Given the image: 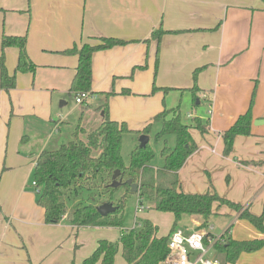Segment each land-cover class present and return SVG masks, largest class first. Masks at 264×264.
Instances as JSON below:
<instances>
[{
	"label": "crops",
	"instance_id": "0c3cea01",
	"mask_svg": "<svg viewBox=\"0 0 264 264\" xmlns=\"http://www.w3.org/2000/svg\"><path fill=\"white\" fill-rule=\"evenodd\" d=\"M160 27L168 33L158 45L152 34ZM4 35L27 36V52L36 68L17 72L19 49H5V64L9 74L16 75V86L9 92L0 87V264H83L99 240L117 241L122 235L123 229L117 237L100 233L86 240L96 230L115 227L78 228L70 221L68 207L58 223H47L30 184L42 152L35 151L30 130L39 123L61 129L76 111L64 118L58 111L74 97L70 88L79 57L67 50L96 44L102 37L127 43L94 53L95 96L85 108L75 105L78 125L87 132L98 128L105 102L110 118L125 121L133 130L142 129L165 108H177L186 123L196 117L208 121L205 134L191 129L198 149L179 171L181 190L205 193L200 188L208 178L216 171L225 173L219 166L233 163L237 179L233 177L232 184L239 194L221 195L240 203L243 210L264 214V0H0V56ZM197 69L199 89L193 90ZM154 81L161 89H173L152 93ZM255 86L251 134L238 135L226 156L221 134L248 110ZM112 91L116 94L108 97ZM131 111L141 126L129 123ZM79 137L85 139V134ZM240 213L221 207L217 215L236 216L217 236L229 229L235 240L264 239V232L239 220ZM187 217L186 232L202 223L200 216ZM210 236L216 235L211 231ZM119 256L123 257L121 249L115 263L120 264ZM225 264H264V246Z\"/></svg>",
	"mask_w": 264,
	"mask_h": 264
},
{
	"label": "trees",
	"instance_id": "16d2710c",
	"mask_svg": "<svg viewBox=\"0 0 264 264\" xmlns=\"http://www.w3.org/2000/svg\"><path fill=\"white\" fill-rule=\"evenodd\" d=\"M168 33L162 27L155 30L152 38L160 45L162 37ZM98 43H85L80 48L73 47L67 52L77 53L79 62L73 79L70 92L74 97L85 91L92 93L93 87V55L99 50H105L114 46L124 45L127 41L114 38H97ZM17 47L19 49L17 72H32L36 65L31 61L27 52V36H6L2 38V55L0 56V87L9 92L16 86V75H10L5 64V49ZM159 48V47H158ZM158 62V55H157ZM200 69L194 71L193 90H198L197 75ZM156 75V72H155ZM256 87L253 90L248 110L241 114L235 123L221 135L224 143V155L229 156L233 151L235 138L238 135H250L253 122L252 106L256 95ZM158 88L153 86V92ZM173 88H162L167 93ZM123 94H130L129 90H123ZM116 92H108L109 97ZM103 121L101 125L87 132L79 127L74 132V138L68 143L62 144L54 150H42L35 161L33 180L36 182L37 202L45 210V221L50 224L58 223L67 212V204L64 194L70 188L77 187L94 188L98 191L90 203L78 201L71 211L72 225L80 227H115L124 228L122 212L125 208L127 195L131 193V186L127 183L131 179L139 185L138 192H134L141 200L149 202L148 208L160 212L173 214L175 221L173 232L183 216H200L201 228L209 225L212 216L217 215L223 205L241 212L240 217L249 220L261 232H264V214L255 215L248 209L243 210L240 203L220 196L217 192L186 193L180 188L179 171L186 160L198 149L191 129H198L202 134L208 132V121L193 118L186 123L177 108L164 109L157 113L142 129L133 130L125 121L113 120L109 116L108 102L101 107ZM161 122L162 128L156 132L155 141L163 142L161 155L164 164L156 167L152 164L155 151L150 143L145 147L137 146L130 153L129 163H125L122 155L123 135L133 132L138 135L150 134L154 123ZM85 134V139L79 137ZM175 136V145L171 147L168 136ZM24 137L22 138V140ZM21 140V142H22ZM120 170L117 179L122 180L126 193L116 202L117 209L114 213L102 216L97 206L106 193L112 192L118 187L111 186L113 173ZM112 195V194H111ZM110 195V196H111ZM132 229L122 232L119 240L110 241L101 239L98 246L84 261L83 264H115V257L119 250L126 264H164L168 253L169 235L160 236L159 226L152 220L145 218ZM229 229L221 235L214 247L222 254L226 263H235L243 252H253L264 246V239L235 240L228 234ZM208 242V239H205Z\"/></svg>",
	"mask_w": 264,
	"mask_h": 264
},
{
	"label": "rangeland",
	"instance_id": "374dc122",
	"mask_svg": "<svg viewBox=\"0 0 264 264\" xmlns=\"http://www.w3.org/2000/svg\"><path fill=\"white\" fill-rule=\"evenodd\" d=\"M156 85V84H155ZM154 86V84H153ZM158 87V86H157ZM159 88V87H158ZM162 90L158 89L157 91ZM155 91V92H157ZM163 91V90H162ZM153 92V89H152ZM154 92V93H155ZM181 97V96H180ZM180 99V98H179ZM72 101V102H71ZM93 101V97L89 98L85 103L81 104L80 106H83L85 108L88 103ZM184 101H187V98L184 97ZM60 104V102H59ZM95 104V103H93ZM76 102H75V97H69L68 99V104L66 106H63L62 108L59 107L58 111L62 113V117H66L70 113L73 114L68 117V122H64L61 125V129L59 127H54L53 124L49 123L47 126L45 124L39 123L37 126H35L34 130H30V135L32 137V142H33V147L35 151L39 150H54L59 148L62 144L68 143L74 138V132L79 128L80 126L78 125V119L76 120L75 118L78 117L79 115V108H75ZM78 105V104H77ZM95 106V105H92ZM200 107V106H198ZM201 107L203 109H207V104L205 101L202 102ZM94 108V107H90ZM186 108L183 107L182 110L185 112ZM132 118V120L129 119V123L133 127H139L142 125V123H139L138 118H135L137 116V113H134L133 111L130 112L129 114ZM129 116V117H130ZM182 119H184L182 115ZM69 123H73L74 126H70ZM76 123V124H75ZM133 123V124H132ZM72 125V124H71ZM54 127V129H53ZM162 128V123L157 122L154 123L151 132L149 134L150 141L149 143L153 147L155 151V157L154 160L152 161V164L154 166H161L164 164V159L161 155V149L163 147V142H157L155 141V134ZM53 130V131H52ZM139 137L140 135L133 133V132H128L123 135V143H122V155L125 163H129L130 160V153L132 150H134L137 146H139ZM168 143L171 147H174L175 145V136L174 135H169L168 136ZM236 166V164L233 163H228L226 166L225 165H220L219 168L224 171L225 173L222 174L221 172H215L213 176L210 177V181L208 178V182L206 186L203 188H200L201 191L203 190L205 193L207 192H217L220 196L221 193H230L231 195H238L239 194V187L235 186L232 184L233 177L237 179V177L234 175L233 168ZM33 181V176H31L30 179V184L32 185ZM71 191L65 192V201L67 203V207L70 209L74 206V204L78 201H82L85 203H90V201L93 198H95L96 194L98 197V191L94 188H87V187H77V189L70 188ZM249 191V190H248ZM244 192L247 193L246 190ZM126 193V190L124 186L118 187L112 192L106 193L105 195L102 196V199H100L101 202L105 203L108 202L109 200H112L113 202H116L118 199H120L121 196H123ZM112 194V195H111ZM111 195V196H110ZM225 197V196H223ZM253 194L250 196V200H252ZM227 198V197H226ZM140 198L137 194L134 192H131L127 195L126 201H125V208L122 212V222L124 225L123 231L127 229H132L134 228V225L137 222H141L143 219L148 218L152 220L155 224L159 226V232L161 234H167L170 229L173 226V215L171 213H165V212H160L155 209H150L148 208L147 202L145 199H143V206L145 207L143 212L137 213V208L140 207ZM101 204V203H100ZM149 204V202H148ZM225 207V205L221 206ZM220 207V208H221ZM227 207V206H226ZM219 208V209H220ZM72 211V210H71ZM236 216L233 214L231 218H225L223 215H214L210 219V225H213V233L217 236L222 232L223 227L228 224L230 219H233V217ZM240 221L248 222L245 224H249V226H253L257 231L261 233V230H259L257 227H255L249 220L245 218L239 219ZM238 221V220H237ZM190 220L189 217L183 216L181 220L178 221V226L183 230L186 225H189ZM192 223V220H191ZM201 224H194L191 228L187 229H204L200 227ZM236 224L233 226V229L235 228ZM122 228H101L100 230H96L91 234L86 235V240L90 239L92 236L98 237L101 234H106L109 235L110 237H117L120 234V230ZM105 230V231H104ZM185 231V230H184ZM256 231V232H257ZM186 232V231H185ZM233 233V232H232ZM263 233V232H262ZM236 235H238L236 233ZM107 237V236H106ZM253 239H258V238H252V239H246V240H253ZM239 240V239H237ZM93 242V241H92ZM91 243V242H90ZM87 246V245H86ZM223 264H225V259L222 254L216 255ZM119 261L120 264H125L123 257L119 256ZM115 264H119L118 261H116Z\"/></svg>",
	"mask_w": 264,
	"mask_h": 264
},
{
	"label": "built area",
	"instance_id": "2783aa9c",
	"mask_svg": "<svg viewBox=\"0 0 264 264\" xmlns=\"http://www.w3.org/2000/svg\"><path fill=\"white\" fill-rule=\"evenodd\" d=\"M95 95L90 91L80 92L75 96V102L78 105L85 103L89 98ZM57 127V126H56ZM34 163V167H35ZM33 186L36 182L33 180ZM140 207L137 213L144 210L143 200H140ZM137 222L134 227L139 226ZM213 229L212 225L204 229H193L185 232L180 228H176L170 232L168 241V253L164 260V264H223L216 256L219 253L214 247L215 242L221 236H210ZM208 242H205V239Z\"/></svg>",
	"mask_w": 264,
	"mask_h": 264
},
{
	"label": "water",
	"instance_id": "95a60500",
	"mask_svg": "<svg viewBox=\"0 0 264 264\" xmlns=\"http://www.w3.org/2000/svg\"><path fill=\"white\" fill-rule=\"evenodd\" d=\"M197 101L199 102V100ZM60 105L61 106L65 105V102L62 101ZM259 122L260 121L258 120L255 122V124ZM149 141H150V137L148 134H141L139 137V142H140L139 146L143 148L149 143ZM119 175H120V170H115L112 176L113 182L111 184V186L114 188L119 187L122 184V180L117 179ZM127 183L131 186L132 192H138L139 185L137 183H133L131 179H128ZM116 209H117V206H115L113 202H105L97 206V210L102 216H107L111 213H114Z\"/></svg>",
	"mask_w": 264,
	"mask_h": 264
}]
</instances>
